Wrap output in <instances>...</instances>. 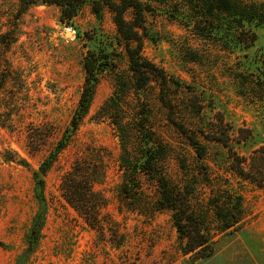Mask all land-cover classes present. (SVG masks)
<instances>
[{
	"label": "rangeland",
	"instance_id": "374dc122",
	"mask_svg": "<svg viewBox=\"0 0 264 264\" xmlns=\"http://www.w3.org/2000/svg\"><path fill=\"white\" fill-rule=\"evenodd\" d=\"M91 1L65 24L55 5H32L17 17L18 0H0V264L18 258L20 264H191L180 252L171 212L156 209L159 194L152 178L139 174L131 198L121 192L119 133L110 117L98 114L116 89L127 95L122 104L127 118L148 115L159 141V171L190 196L218 241L215 259L194 264H264V191L234 175L227 151L201 136L206 157L198 159L174 125L197 133L226 130L243 156L264 148V90L258 76L264 24L251 26L257 40L246 47L242 41L249 33L238 34L230 19L220 17L215 22L222 29L204 38L195 31L185 1L139 0L150 6L143 57L163 71L167 83L152 77L135 90L111 14L105 10L98 21ZM88 50L100 52L105 71L87 115L44 176V221L29 249L26 236L42 211L33 173L70 126ZM162 93L170 105L161 101ZM240 129L252 132L248 141H235ZM123 164L132 169L134 163ZM79 168L96 180V196L89 198L102 204L95 228L68 205L61 189L66 174ZM228 193L238 199L242 220L234 231L221 233L211 203Z\"/></svg>",
	"mask_w": 264,
	"mask_h": 264
},
{
	"label": "trees",
	"instance_id": "16d2710c",
	"mask_svg": "<svg viewBox=\"0 0 264 264\" xmlns=\"http://www.w3.org/2000/svg\"><path fill=\"white\" fill-rule=\"evenodd\" d=\"M188 5L192 14L193 25L199 36L208 38L212 34H217L222 26L215 21H220V17L230 19L233 28L238 34L249 33L242 42L246 47L252 46L257 40V34L251 29L264 24V3L253 0H183ZM87 0H18L19 12L32 5H55L60 12L59 21L68 24L78 13L81 6ZM111 14L112 22L115 26L117 44L127 58L128 68L131 73V87L135 90H142L148 85L152 77L160 78L165 85L167 78L158 67L143 57V46L146 37L145 16L150 11V6L139 0H92L91 11L98 21L103 18L104 11ZM131 13V18L127 19V13ZM248 29L246 30V26ZM262 70L259 73L261 85L264 90V54L261 56ZM105 62L99 51L88 50L83 62L84 81L81 89L78 105L72 115L70 126L66 129L63 138L56 147L50 158L46 159L39 169L33 173L37 200L42 208L33 218L30 230L26 236L29 249H32L38 242L41 227L44 221V176L56 161L58 154L64 151L80 123L87 115L96 87L100 77L105 71ZM157 73H161L160 76ZM248 82L251 83L255 77L253 73L248 74ZM119 89V88H118ZM114 90L109 100L100 108L98 112L101 117H110L112 123L118 131L121 154L119 157L122 168L121 192L129 195L132 189H138V175H149L158 188L157 210H169L173 225L177 232L182 256L187 257L191 264L207 263L217 257V240L211 234L204 223L203 215L193 208L191 198L176 185H172L159 171V160L156 157V146L159 141L147 114L140 117L127 118L122 104L126 96L123 90ZM163 95V93H162ZM163 103L166 98H161ZM111 116L112 111H116ZM109 113V114H108ZM176 129L184 135L188 144L194 150L198 159L206 157L205 147L200 143L198 136L203 137L210 143L221 145L229 156V170L238 178L255 184L264 191V148L259 146L250 151L247 156H243L234 150L231 138L226 130L220 132L212 130L206 133L203 130L191 132L183 128L182 125L174 123ZM240 137L235 138L241 143L251 138L250 130L240 129ZM245 133V135H243ZM200 134V135H199ZM133 164L130 169L127 163ZM159 171V172H158ZM62 185V191L68 205L92 228L97 227L98 212L102 207L100 203L89 200L96 196L93 191V180L88 172L79 168L75 172L66 174ZM219 197L211 203L213 214L220 225L221 233L234 231L242 220V210L238 199L229 197ZM20 259L15 264H20Z\"/></svg>",
	"mask_w": 264,
	"mask_h": 264
}]
</instances>
